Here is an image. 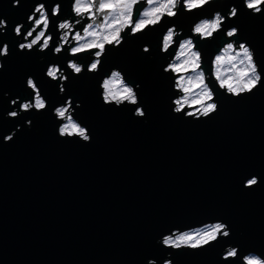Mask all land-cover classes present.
I'll use <instances>...</instances> for the list:
<instances>
[{
    "label": "water",
    "instance_id": "95a60500",
    "mask_svg": "<svg viewBox=\"0 0 264 264\" xmlns=\"http://www.w3.org/2000/svg\"><path fill=\"white\" fill-rule=\"evenodd\" d=\"M184 1L174 16L164 14L137 33L133 25L126 28L90 70L98 49L70 53L78 43L73 34H84L91 21L77 24L75 0H0V21L6 23L0 53L8 48L0 54V264H249L250 255L264 262V3L256 12L245 0H210L191 10ZM40 5L50 45L39 50L42 38L22 50L43 26L24 39ZM146 5L136 4L134 23ZM98 8L96 2V15ZM217 13L224 20L211 37L195 32ZM66 20L75 30L55 53L63 34L58 24ZM172 29L178 33L164 50ZM187 39L217 105L208 116L188 115L193 108L175 111L184 94L176 88L181 74L170 66ZM229 43L244 44L253 54L262 82L250 93H229L215 75V59ZM70 62L82 71L75 73ZM52 66L59 67L57 80L47 75ZM113 71L133 88L136 104L105 102L104 81ZM29 78L44 109L22 110L35 99ZM67 106L88 141L60 134L65 121L56 109ZM253 178L257 183L250 185ZM215 224L225 225L228 236L219 233L197 248L164 244ZM231 247L236 255L226 257Z\"/></svg>",
    "mask_w": 264,
    "mask_h": 264
},
{
    "label": "snow or ice",
    "instance_id": "6c2138e0",
    "mask_svg": "<svg viewBox=\"0 0 264 264\" xmlns=\"http://www.w3.org/2000/svg\"><path fill=\"white\" fill-rule=\"evenodd\" d=\"M19 2V0H17ZM99 8V11H104L105 9H111L115 11L118 7H122V11L117 18H113L110 22L106 20L105 24L98 25L99 28L101 29H108V32L106 35H103L102 39L100 40H92L91 43H85V44H80L78 47H73L71 49L73 54L76 53H82L88 49H98V51L95 52V55L97 57L101 56L104 53L105 50V45H110L113 43L119 44L121 41V32L122 28L126 27L127 25L132 23V5L136 3V0H116L115 3L109 2L105 3L104 0H96ZM207 3V0H188L187 6L189 8H195L199 7L202 4ZM261 3H264V0H250L248 3L247 7L249 9H255L257 12L261 11V9L257 6ZM75 12L77 15H80L82 12H87L90 10L91 5L81 7V0H75ZM175 0H167L166 4L161 5L158 8L152 9L151 12H146L145 17H152L150 19H140L138 23H135L134 27H132L131 31L132 32H138L140 31L144 26H147L149 24H155L159 21L160 17L157 15V13H160L162 10H167V15L172 16L175 15V13L171 10L169 6L174 7ZM44 6L41 5L36 9V12L40 13L41 19H38L35 21V23L39 26L40 24H43V27L47 29L48 27V17L45 15L44 11ZM60 7L57 6L55 9H53V14H56L59 12ZM233 16L237 15V12L231 13ZM221 20L220 18H216L214 21L211 22H205L200 25H197L195 28V31L197 33L203 34L204 36H211L213 32H215L219 26H220ZM121 25V26H118ZM61 29H69L71 26L69 23H61L59 25ZM93 26L91 24L88 25L87 28L84 29V32L86 35L97 37L100 35L96 31H89ZM17 34L21 33L20 28L15 29ZM35 31V29H33ZM33 31L27 32V36L31 37L33 35ZM227 35L229 37H232L235 35V30L228 31ZM45 36L44 31H40L39 34L31 40L30 43L27 44H21V48H27V49H32L34 45L37 44V42L41 39V37ZM173 37V32L169 31L167 33V36L164 38V48L165 50L168 49L169 44L172 41ZM192 42L187 41L185 45H181L182 48L184 47H189L191 46ZM43 48H48L49 47V40L45 39L43 41ZM233 48V45L231 43L228 44L227 50H230ZM240 52L237 53V56H242L243 59H241L240 63L243 64L245 61H247V67L239 72L238 78L233 81V78H228L227 80L221 79L219 75V70H217V79L220 81V86L226 87L227 91L229 93H232L235 96H240L242 93H250L252 92L253 89L257 87V85L261 84L262 78L261 75L257 72L256 69V64L253 60V54L250 51L248 47H246L244 44L239 45ZM56 52H60L61 49L58 47L55 49ZM8 48L7 46L3 47V52L0 54H7ZM199 53L197 52H192L191 53V58L188 61H185L186 66H190L192 70L194 71L195 69L199 68ZM224 58L223 57H217L216 61L219 64ZM229 59H236V57H229ZM99 64V60L96 62H93L90 66L91 70H94L97 68ZM75 73H80L82 71L81 67L78 66L76 63H71L69 65ZM172 69L174 71H180L179 66H172ZM57 68H50L47 71V75L49 77H52L55 79L57 77ZM113 79L112 80H105L104 81V100L107 103H111L112 101H115L117 103H122L124 101H128L132 104H136L137 102V96L136 93L134 92L132 87H127L124 86L122 87V90L117 92L114 91L113 88L115 87V84L117 82L123 84V81L120 80V74L119 73H113L112 74ZM197 79L199 80L200 84H203V73H201ZM28 86L31 87L32 89H36L37 85L36 83L33 82V80H29L27 82ZM185 92H188L190 89L189 88H184L183 89ZM205 100L211 101L212 100V92L205 86L204 92L201 95L200 103L204 104ZM177 105H181V102L179 100L176 101ZM23 109L28 110L31 108H36V109H44L45 108V101L40 97L39 91L35 92V101L34 103H26L22 105ZM217 109L216 103H207L206 106L203 107L202 109V115L203 116H208L210 113L215 112ZM182 106H178L175 111L176 112H181ZM68 109L67 108H58L56 109L57 115L61 118H64ZM13 116L16 115V112L11 113ZM140 116L144 115V112L140 111L139 112ZM188 115H192V113H188ZM68 122L64 124L60 129V134L61 135H78L79 137H82L84 139H87L89 136L86 134V129L84 127H81L80 124L74 122L72 118L69 116L67 117ZM250 185H255L256 181L255 180H249L248 182ZM225 228V225L223 224H216L213 228L207 230L203 234L197 233L195 235H181L177 237L175 240L172 237H168L164 240V244L167 245H173L175 247H180L181 244L180 242L187 243L189 241L195 240L194 243H191V247H198L201 242L203 243H208L209 240H213L216 238V233H221L222 229ZM224 236H228L227 231H223L222 233ZM229 256L235 255V252H229ZM252 264V262H250Z\"/></svg>",
    "mask_w": 264,
    "mask_h": 264
},
{
    "label": "rangeland",
    "instance_id": "374dc122",
    "mask_svg": "<svg viewBox=\"0 0 264 264\" xmlns=\"http://www.w3.org/2000/svg\"><path fill=\"white\" fill-rule=\"evenodd\" d=\"M141 1H146V3H147V5H146V6L144 7V9L142 10L141 14L144 13V12H151L152 9H154V8H158V7H160L161 5L167 3V0H151V2H150V0H136V3L132 5V23L129 24V25H127L126 27H123V28H122V31H125L126 28L131 27L132 25H133V27H134L135 23H138L139 20L142 18L141 15H140V17L138 18V20H137L135 23L133 22V14H134L135 6H136L137 3L141 2ZM208 1H210V0H207V2H208ZM95 2H96V0H81V7H85V6L91 5V8H90L89 11H87V12H82V13L86 14L87 16H89L90 20L92 21V22H90L89 24H91L93 27H92L91 29H89V31H96V32H98L100 35H98L97 37L89 36V35H86L85 32H84V30H83V33H84V34H81V35H82V36H81V41H80V43H79L76 47H78L80 44L91 43V41L94 40V39H96V40H100V39H102L103 35H106V34H107L108 29H106V28H105V29H101V28L98 27V25L105 24L106 20H107L108 22H110L113 18H117V17H119L121 11L123 10L122 7H118L115 11H113V10H111V9H105L104 12L98 10V14H100V13L103 14V13H104V14H105V15H104L105 17L103 16L104 19H102V22H101L100 24H96L95 22H96L97 20H99V18H98V19L96 18V14H95V12H94L95 5H96ZM104 2L107 3V2H109V0H104ZM111 2L115 3L116 0H111ZM184 3H185V6H186V8H187L188 10L194 9V8H189V7L187 6L188 0H185ZM204 4H205V3H204ZM204 4H202V5H204ZM202 5H201V6H202ZM260 5H262V3L259 4V5H257V6L261 9V6H260ZM169 7L171 8V10H172L174 13H176V9H177L178 5L175 6V7H172V6H169ZM195 8H196V7H195ZM107 11H108V16H107V14H106ZM164 14H167V10H166V9H165V10H162L160 13H157V15H159L160 19L162 18V16H163ZM219 15H220V14H219ZM231 15H232V14H231ZM172 16H174V15H172ZM150 18H152V17H145V16L143 17V19H150ZM160 19H159V21H160ZM215 19H216V16H215L214 19H212V20H208V22L214 21ZM220 20H221V22L224 20V17L221 16V15H220ZM159 21H158V22H159ZM133 23H134V24H133ZM201 23H202V22H201ZM201 23H200V24H201ZM149 25H150V24H149ZM118 26H121V25H118ZM147 26H148V25H147ZM147 26H144L141 30H143V29H144L145 27H147ZM87 27H88V25H87L85 28H87ZM220 27H221V24H220V26H219L218 29H220ZM218 29H217V30H218ZM69 30H70V29H69ZM141 30H140V31H141ZM175 30H176V29H172V30H171V31L173 32V37H172V41H171V43L169 44V47L174 43L175 37H176V35H177V33H178V32L175 31ZM217 30H216V31H217ZM174 31H175V32H174ZM231 31H232V30H231ZM138 32H139V31H138ZM195 32H196V31H195ZM121 33H122V32H121ZM133 33H137V32H133ZM196 33H197V32H196ZM78 34H79V33H78ZM197 34H200V33H197ZM201 35H202V37L205 38V37H211L213 34H212L211 36H204L203 34H201ZM166 36H167V35H166ZM187 41H191V42H192L190 48H189V47H184V48H182L181 45H185ZM115 44H116V43H115ZM106 45H107V44H106ZM106 45H105V46H106ZM181 45H180V48H179V51H178V53H177L176 58L174 59L173 63H172L171 66H170V69H171L173 72H175L176 74H181L180 77L178 78V80H180L179 82H181V84L183 85V88H189V89H190L188 92H185V96H184L183 100L181 101V104H182L181 106L184 108V107H186L188 104H190L191 106H195V108L188 110V113H192V114L202 113V109H203L204 106H206L207 103H214V102H213V101H208V100H205V103H204V104H201V103L199 102L200 99H201V95H202V93L204 92V88H205V86H207L206 83H205V77H204V75H203V84H200L199 80L197 79V77H198L201 73H203V72L199 69L200 66H199V68H197V69H195V70L193 71L192 68H191L190 66H186V65H185V61L190 60V58H191V53H192V52H197V51L195 50V48H194V43H193V41H192L191 39L184 40V41L181 43ZM232 45H233V48H232V49L226 51V49L228 48V46H227V47H226L225 49H223V51L218 55L219 57H223L224 59H223L219 64L217 63V61H216V59H215L214 67H215V75H216V77H217V70H219V75H220V78H221V79H225V80H227L228 78L231 77V78H233V81H235V79L238 78L239 72L242 71V70H244V69L247 67V61H245V63H243V64L240 63L241 59H243L242 56H237V53L240 52V48H238V46L234 45L233 43H232ZM246 47H247V46H246ZM164 50H165V48H164ZM250 51H251V50H250ZM197 53H198V52H197ZM218 56H217V57H218ZM199 57H200V55H199ZM217 57H216V58H217ZM229 57H236V59H231V60H230ZM200 62H201V59H199V65H200ZM173 65H175V66H179L181 70H180V71H174V70L172 69V66H173ZM112 79H113V77L111 76V78H109V79H107V80H112ZM120 80L123 81V78H122L121 75H120ZM218 81H219V80H218ZM219 82H220V81H219ZM124 86H127V85L125 84L124 81H123V84L117 82V83L115 84V87L113 88V90L119 92V91L122 90V87H124ZM127 87H129V86H127ZM207 88H208V87H207ZM225 88H226V87H225ZM208 89H209V88H208ZM226 89H227V88H226ZM187 107H189V106H187ZM196 107H197V108H196ZM22 108H23V107H22ZM64 108H67V107H64ZM189 108H192V107H189ZM70 113H71V112H70V110H69V112H68V116H67V117H69V116L71 117V115H69ZM65 116H66V115H65ZM215 225H216V224H215ZM215 225L208 226V227H205V228H202V229H198V230H194V231H189V232L179 233V234L173 235V237H172V236H171V237L175 240L177 237H179V236H181V235H186V234H188V235H195V234H197V233L203 234V233L206 232L207 230L213 228ZM223 231H227V232H228L226 226H225V228L222 229L220 235H223V234H222ZM215 235H216V238H215V239H217V237L219 236V233H216ZM215 239H213V240H215ZM213 240H209L208 243H210V242L213 241ZM194 242H195V240H193V241H189V242H187V243L180 242V244H181V246H190L191 243H194ZM208 243H203V242H201L200 245H199L198 247L204 246V245H206V244H208ZM172 246H173V245H172ZM181 246H180V247H181ZM174 247H175V246H174ZM194 248H197V247H194ZM226 252H227V253H226V257H231V256L228 255V253H229V252H235V255H236V248L231 247V248H229ZM235 255H232V256H235ZM247 262H248L249 264H250V262H252V264H264V262H263L261 259H259L257 256H255V255H250V256H248V257H247ZM166 264H171V263H170V261H167Z\"/></svg>",
    "mask_w": 264,
    "mask_h": 264
},
{
    "label": "built area",
    "instance_id": "2783aa9c",
    "mask_svg": "<svg viewBox=\"0 0 264 264\" xmlns=\"http://www.w3.org/2000/svg\"><path fill=\"white\" fill-rule=\"evenodd\" d=\"M41 6V5H40ZM40 6H37L35 9H34V13H38V12H36V9L38 8V7H40ZM75 6H76V4L74 5V9H75ZM43 11H44V13H45V15L47 16V13H46V11H45V9H43ZM33 13V15L30 17V19H29V22H31L33 19H34V17H35V14ZM74 14H76V12H75V10H74ZM76 16L77 17H79L78 19H77V24H82V23H84V20L86 19V18H88V20H90V18H89V16H87L86 14H84V13H81L80 15H77L76 14ZM48 17V16H47ZM38 19H41V16H40V13H39V17L36 19V20H38ZM35 20V21H36ZM35 21H33V23H32V28L29 30V31H33V29H35V30H37L38 28H39V26L40 25H42V24H40L39 26L35 23ZM90 22H92V21H90ZM61 23H69L70 24V26H72V23H70V20H66V21H60V23L58 24V28H59V31H61L62 29L59 27V25L61 24ZM48 24H49V20H48ZM89 25V24H88ZM2 27H6V23L4 22V25L2 26ZM1 27V28H2ZM19 28L21 29L22 28V26H19ZM48 28V27H47ZM85 29V28H84ZM83 29V30H84ZM73 30H75V28L72 26V27H70V30H68V29H63L62 30V33L63 34H61L60 35V40H61V42H59V45L56 47V48H60L61 49V51H63V49H62V46H64L66 43H67V41L69 40V38H70V34H71V31H73ZM83 30H82V32H83ZM40 31H44L45 33H46V31H47V29H45L43 26L41 27V30ZM39 31V32H40ZM66 31V32H65ZM39 32H37L36 33V35L33 37V38H31V40L32 39H34L38 34H39ZM65 32V33H64ZM79 33V34H78ZM21 34V33H20ZM20 34H17L16 33V35H20ZM81 30H77V31H75V33L73 34V38H75V42H78V43H76L73 47H76L79 43H80V41H81ZM28 38H30L29 36H27V35H25L24 36V39H26V40H28ZM43 37H41V39H42ZM41 39L37 42V43H39L40 41H41ZM45 39H48L49 40V45H50V41H51V37L49 36V35H47L45 38H43V41L45 40ZM31 40L29 41V42H27V43H30L31 42ZM20 41L22 42V37H21V39H20ZM27 43H22V44H27ZM72 44V40H70L69 42H68V44H67V46H70ZM42 45L43 44H41L40 45V47H39V50H41V51H44V50H46L47 48H43L42 47ZM35 46V45H34ZM33 46V47H34ZM73 47H71L70 48V53L71 54H73L72 53V51H71V49L73 48ZM20 49H24V48H21V47H19ZM25 49H27V48H25ZM27 50H30V49H27ZM60 51V52H61ZM2 52H3V50H2ZM1 52V53H2ZM55 53H58V52H56V50H55ZM5 54H1V56H4ZM93 56H94V59H93V62H96L97 60H100V58H98L95 54H93ZM102 56V55H101ZM101 56H99V57H101ZM92 62V63H93ZM71 63H76V62H70L69 63V65L71 64ZM77 64V63H76ZM0 65H1V62H0ZM78 66H80L79 64H77ZM57 68L58 69V72H59V67H57V66H52V67H50V68ZM70 67V66H69ZM81 67V66H80ZM71 68V67H70ZM72 69V68H71ZM73 70V69H72ZM90 70H91V68H90ZM57 72V73H58ZM61 73H64V71H61ZM61 73H59V77H61ZM56 80L58 79V74H57V77L55 78ZM61 80H62V82L63 81H65L66 80V76L65 75H62V77H61ZM180 80H177L176 81V88L182 93V94H184V95H182V96H179V98L177 99V100H179L180 102L183 100V98H184V96H185V91L183 90L184 88H183V85L181 84V82H179ZM35 92L36 91H38L37 89H35L34 90ZM104 93H105V89H104ZM176 100V101H177ZM34 101H35V99H34ZM176 101H175V106H176V108L178 107V106H181V105H177L176 104ZM187 106H189V107H192V108H195V106H191L190 104H188ZM182 107V110H184L185 108H187V109H190L189 107ZM197 108V107H196ZM67 109H69L70 110V112H71V108L69 107V106H67ZM22 110H25V109H23L22 108ZM181 110V111H182ZM197 115H202L201 113H198ZM61 118V117H60ZM62 119V118H61ZM64 120V119H63ZM65 121V120H64ZM68 122V120L67 121H65V124ZM86 134H87V131H86Z\"/></svg>",
    "mask_w": 264,
    "mask_h": 264
},
{
    "label": "clouds",
    "instance_id": "9594fccd",
    "mask_svg": "<svg viewBox=\"0 0 264 264\" xmlns=\"http://www.w3.org/2000/svg\"><path fill=\"white\" fill-rule=\"evenodd\" d=\"M150 2H151V0H150ZM179 2H180V0H175V4H174V7L175 6H177L178 4H179ZM250 2V0H245V4H246V6L248 5V3ZM237 10L235 9V8H233L232 10H231V12L232 13H235ZM254 11H256L257 12V10H255L254 9ZM145 13L146 12H144V13H142L141 14V19H143V17L145 16ZM216 18H220V15H219V13H217L216 14ZM205 22H207V20H205V21H203L202 23H205ZM201 23V24H202ZM4 25V21H0V27H2ZM198 25H200V24H198ZM17 28H19V27H17ZM233 30H235V29H233ZM169 31H171V30H169ZM0 67H3V65H0ZM113 73H118L117 71H113L112 72V74ZM29 80H32L31 78H29L28 80H27V82L29 81ZM138 115H139V112L137 113ZM82 138V137H81ZM83 140H85V141H88L90 138L88 137L87 139H84V138H82ZM251 180H255L256 181V183H257V179L256 178H253V179H251ZM249 182V181H248Z\"/></svg>",
    "mask_w": 264,
    "mask_h": 264
},
{
    "label": "flooded vegetation",
    "instance_id": "af4514ba",
    "mask_svg": "<svg viewBox=\"0 0 264 264\" xmlns=\"http://www.w3.org/2000/svg\"><path fill=\"white\" fill-rule=\"evenodd\" d=\"M95 4H96V2H95ZM178 5H179V4H178ZM177 8H178V7H177ZM104 11H105V10H104ZM104 11H102V12H104ZM176 11H177V9H176ZM100 14H102V13H100ZM100 14L96 15V18H97V19L99 18V20H101V21H100V23H101V22H102V19H104V17H105V16H104L105 14L103 13V16H104V17H103V16L101 17ZM106 14H107V16H108V11L106 12ZM99 20H97V21H99ZM97 21L95 22L96 24H97ZM100 23H99V24H100Z\"/></svg>",
    "mask_w": 264,
    "mask_h": 264
},
{
    "label": "bare ground",
    "instance_id": "6f19581e",
    "mask_svg": "<svg viewBox=\"0 0 264 264\" xmlns=\"http://www.w3.org/2000/svg\"><path fill=\"white\" fill-rule=\"evenodd\" d=\"M65 117H66V116H65ZM65 117H64V118H62V119H64L65 121H67V118H65ZM170 237H171V236H170ZM166 245H167V244H166ZM168 246H172V245H168Z\"/></svg>",
    "mask_w": 264,
    "mask_h": 264
}]
</instances>
